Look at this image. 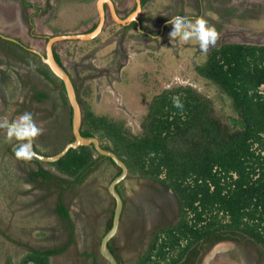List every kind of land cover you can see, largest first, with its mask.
<instances>
[{
	"label": "rangeland",
	"instance_id": "rangeland-1",
	"mask_svg": "<svg viewBox=\"0 0 264 264\" xmlns=\"http://www.w3.org/2000/svg\"><path fill=\"white\" fill-rule=\"evenodd\" d=\"M12 1L0 0V14L9 15L18 11ZM162 1L164 4L160 9H165L164 16H171L172 11H168L169 7L184 6L183 3L186 0ZM190 2L192 0L188 3ZM201 2L203 3H200V7L194 4L196 9L193 6L192 9L186 7L182 10L189 15H197L200 9L202 15L215 26L218 39L215 45L209 47L218 46L223 41H236L228 35H235V32H227L225 30L227 28L243 33L247 31L253 33L252 35L262 32L264 35V6L259 3L256 5L253 3L251 10L242 11L245 7H240L241 11L237 12L239 6L230 7L233 4L232 0L230 5H227L225 0H209L208 6H205V2L208 3L207 0ZM62 6L55 13V16L59 15L61 19L56 18L50 21V25L59 24L60 29L71 27L70 23V26H67L62 19L69 21L73 14V11L69 12L71 7L64 11ZM49 11L48 14L51 15L53 9ZM43 19L41 18L40 21ZM53 27L56 28L55 25ZM132 32L131 35L138 40L126 38L124 42L120 37L111 41L106 32L107 34L102 33L92 41L93 46L91 42L83 41L65 42L56 47L66 69L70 74H74L78 82L77 86L81 83L84 88L89 86L91 90L88 97L89 104L95 113L122 118L126 125L136 132L150 98L163 88L175 84H191L211 97L217 108L230 113L227 97L221 94L215 85L200 78L194 71V66L205 59V52L200 50L197 41L185 43L174 36L170 41L168 28L167 32L161 34L157 44L155 42V45H150L149 42L146 46L144 37L138 35L140 33L135 30ZM24 38L27 43L30 42L26 37ZM31 44L32 48H36L34 47L36 43L31 42ZM14 63L16 64H10L9 60L0 56V71L3 72L2 76L5 80L10 81V85L14 83L11 88L15 90L14 100L17 104L26 90L24 87L26 84L45 88L51 96L53 101L51 105L42 103L37 106L38 113L42 111L49 118L41 122L35 118L37 125L44 129L42 134L35 137V146L42 154H54L70 140L71 135L68 109L65 106L59 107L57 87L55 88L57 82L55 81L51 87L37 74L26 71V68L20 67L17 62ZM61 96L64 99V93ZM7 107V105L4 106L0 115H7L5 112L9 110ZM19 111L15 119L23 113V110ZM51 118H56V121L53 122ZM6 140L7 137H4V141ZM43 166L46 169L51 168L46 163H43ZM34 167L33 159L9 158L0 146V264H5L7 259H11L13 264H18L24 252L28 250L56 247L58 252L53 256L52 264H107L100 261L97 248L106 229V222L112 217L114 205L106 188L119 169L110 160L101 158L84 172L80 182L75 183L69 180L72 182L71 185L63 190L66 185L65 179L57 175L45 181L38 177H30L29 171ZM139 186L147 187L148 185L145 181L128 179L125 181L123 192L129 193V190ZM81 187H83V197L77 200L80 196L78 190ZM60 188H62V199L66 202L68 196L73 203L70 221L65 218L59 220L52 214ZM129 203L126 202L122 208L120 222L122 226L125 218L133 212L132 205ZM120 224L116 235L123 237ZM236 234L237 236L234 237L236 246L223 248L217 245L215 249L220 251H217L215 257H211L207 264H264L262 246L258 247L259 245H254L253 241L243 240L240 234ZM130 240L134 241L132 238ZM239 243L243 246V252H240L238 248ZM126 246L124 245L123 249ZM92 254L95 257L94 261L90 256ZM120 255L127 256L126 252Z\"/></svg>",
	"mask_w": 264,
	"mask_h": 264
},
{
	"label": "trees",
	"instance_id": "trees-1",
	"mask_svg": "<svg viewBox=\"0 0 264 264\" xmlns=\"http://www.w3.org/2000/svg\"><path fill=\"white\" fill-rule=\"evenodd\" d=\"M194 71L227 97L230 113L217 108L211 97L191 84H175L150 98L139 129L134 132L122 118L95 113L89 104V86L83 90L80 133L97 137L102 147L111 149L125 163L130 175L166 185L179 205L177 221L155 231L136 264H150L155 247V255L163 258L165 244L173 245L180 236L190 238L188 245L164 264H176L192 244L224 232L242 233L264 248V238L256 224L244 219L254 217L258 205L264 207V157L255 160L263 167L260 177L250 180L249 176L253 167L250 141L264 133V98L255 92L264 83V45L223 42L210 48ZM174 96H179L182 110L174 107ZM101 158L110 160L98 155L92 146H79L49 164L59 173L79 180ZM229 172H235L237 177L220 184L221 175ZM38 174L44 179L50 177L41 168ZM188 177L193 179L190 184L185 183ZM208 181L214 184L212 190ZM194 202L202 208L196 213L198 217L204 210L216 207L228 211L229 222L223 224L212 216L203 226L192 228L184 213L187 207L195 209ZM57 212L69 219L63 204L58 205ZM160 232L166 234V241L155 246ZM54 252L29 251L18 264H49L48 254ZM5 264L13 263L7 259Z\"/></svg>",
	"mask_w": 264,
	"mask_h": 264
},
{
	"label": "flooded vegetation",
	"instance_id": "flooded-vegetation-1",
	"mask_svg": "<svg viewBox=\"0 0 264 264\" xmlns=\"http://www.w3.org/2000/svg\"><path fill=\"white\" fill-rule=\"evenodd\" d=\"M109 1L113 5L115 13L119 19H124L125 17H127L133 10L136 9V5H137L136 2H134L133 7H131L130 9L128 8V11H126L125 9L124 11L121 12V10L119 9V5H118L119 3H116V0H41V2H39V0H13L12 2H14V4L16 5L15 7L18 11H16L13 14L10 13L9 15L0 14V24H2L0 25V56L5 57L7 60H9L10 64H16L14 62H17V64L20 67L24 66L26 68V71L28 72L30 71L31 73L37 74L44 80V82L49 83L51 87H52V84L56 81L57 84L55 85V88L57 87L56 91H57V96L59 97V102H60L59 107L65 106V108L68 109L69 121L71 117V113H70L71 109L67 101L66 94L63 89L62 83L58 78H56L52 74L48 66L44 62H42L40 58V55L45 56V51H46L45 43L49 36L63 34V33H72V32L73 33L74 32H87V31L92 30L96 26L97 21H98V4H100L103 10V13H104V18H105L104 26L102 30L95 37L89 40H84V41L91 42L92 44L91 46H93L92 41L95 40L100 34L106 33V32L108 33L109 39L111 41L114 40L115 38H120V37L123 38L124 42L126 41V38L127 40H138L136 37H133L131 35V33H133L132 31L135 30L138 33H140L138 35H141L144 37L143 40L146 43L145 44L146 46L149 45L148 44L149 42H150V45H155V42L157 44L159 40L152 39L153 34L157 33L161 36L163 32H167L168 28L170 27L172 15L176 14L177 12H185L182 9L184 8L186 9V7H188L189 9L190 8L192 9L195 7L196 9L197 4H198V7H200V3H203L201 2L202 0H192V2L190 3H188L190 0L189 1L186 0L183 3L184 6L180 5L179 7L177 6V8H175V6L169 7L170 9H168V11H172L171 16L169 15L164 16L165 14L164 12L165 9H164L163 10L164 14L163 12L159 11L153 16H148L147 17L148 23L144 25L142 23L144 19L143 12L145 11V8L147 7L149 0H140V9L135 16L136 21L132 20L124 24L117 22L111 16L110 8H109ZM208 1L209 0H207V2ZM232 1H233L232 2L233 4H231V0H227V2L225 0V3H227V5L231 4L230 7L239 6L237 8L238 9L237 12L241 11L240 7L242 8L245 7V9L242 11L251 10L252 9L251 7L254 4L256 5L257 3L264 6V0H232ZM248 2H251V4H248ZM195 3L196 5L194 6ZM240 3L241 4L246 3V5H241ZM208 4H210V2L208 3L205 2V6H208ZM62 5L64 6V11H67L71 7L69 12L73 11V14H71L69 21L66 19H62V21L64 20V23L65 22L67 23L66 24L67 26H70L71 24V27L60 29L61 27L59 24L52 23V25H50V21L52 19L54 21L56 18L60 17L59 15L58 17H56L55 13H57V11L60 10V7ZM258 6L259 5H257V7ZM50 9H53V13L51 14L52 16L48 14V12H50L49 11ZM201 15H202V11L199 9V14L190 15V16H192V18L194 19L196 16H201ZM41 18H44L43 21H40ZM54 25L56 28L53 27ZM109 27H110V30H109ZM225 30H227V32L229 31L235 32V35L234 34H228V35L230 36V38H234L236 40L243 39L242 41H246L249 43L264 41V35H262V32L256 35H252L253 33H250L247 31L243 33L239 31H234L232 29L228 30V28ZM24 37H26V39L29 40L30 42L27 43ZM31 42L36 43V46L34 47L38 49L32 48ZM65 42H69V41L55 42L51 46V51L55 59L56 57H58V60L56 59V61L62 64L63 68L65 69V71L69 74L70 78L72 79V82L76 90L77 100L82 105V108H83L82 100L84 98L83 97L84 85L81 83L80 86H77L78 82L75 80L74 74H70V72L66 69L62 61L61 54L56 50V47L58 44H62ZM71 42L78 43V42H83V41H71ZM235 43H240V42H235ZM212 47H215V46L209 47L208 50ZM31 49L37 50L39 54L34 53L33 51H31ZM9 66L11 67V65ZM2 75H3V72L0 71V113H1V110L3 111L5 105L8 106L7 108H9V110L5 111L7 114L6 116L0 115V122H3L4 120L12 121L13 119H15V115L18 114V112H20L19 110L21 111L23 110L22 112H25V111L32 112L34 120L35 118H37L40 122L45 121L49 118L45 115L44 112L41 111V113L39 112L40 113L39 114L37 111V106L39 104L46 103L48 105H51V102H53L47 89L37 88L36 86H34V84L33 85L26 84L24 85L26 90L24 91L23 96L21 97V100L17 104L14 100L16 97L14 93L15 90L11 88L14 86V83L10 85L9 84L10 81L9 82L6 81ZM80 81L81 80H79V82ZM62 93H64V96H65L64 99H62V96H61ZM51 119L53 120V122L56 121V118H51ZM69 126H70V131H71V124H69ZM50 128L53 129V127H50ZM6 133H7L6 128H0V146L1 148H3L4 154L15 156L14 149L20 143H23L24 141H18L15 138H12L11 140L7 138V140L4 141V137H7ZM71 138H72V134L70 135V139ZM35 139L36 138H34L33 140L34 150L38 153H41L38 151V149L35 146V143H36ZM36 160L37 159L34 157L33 161H34L35 167L32 168L31 171H29L31 173L30 177H33V178L38 177V178H41L42 181H45L46 179H49L50 177L55 178V176H52L50 174H49L50 177L46 179L40 176L38 174L40 168L43 171H47V170L43 166L41 161H36ZM27 162L28 161H26V163ZM128 179H132L135 181L137 180L145 181V183H147L148 186L147 187L139 186L132 190H129L130 189L129 187V189L128 188L127 189L129 190L130 194L123 192L125 181ZM116 190L121 196L122 208L124 204H126V202H130L129 204L132 205L131 206L132 211H133L132 214H130L129 216L125 218V223L123 224V226L120 224L121 233H122V236L125 242L131 241L130 240L131 238L132 240H134L136 236H140V242H141V245H143L146 240L149 241L152 239L153 234L158 228L173 225L179 218V205H178V202L175 196L173 195L172 191L160 181L153 180L147 177H142L139 175L128 174L124 180L116 184ZM60 203L65 205L62 199V188L59 189V196L57 197L56 202L53 205V211H52V214H54L59 220L63 218L57 212V207ZM70 220H71V217L69 214V219L67 221H70ZM120 222H121V218H120ZM110 225H111V219L108 220V222H106V226H105L106 229L104 233L109 229ZM232 234H235V233H232ZM238 234H240L241 236L244 235L242 233H238ZM214 236L216 235H213L211 237H214ZM246 237H249V236H246ZM117 238H118L117 235L115 237L113 236L108 241V246H109V250L115 256L116 260L120 264L121 255L119 251L122 248V246L116 245ZM57 249H58L57 247L56 248H40L39 250H36V251L46 252L50 250H55L56 252L48 254L49 264H52L53 256L58 252ZM29 251L30 250L26 252H29ZM31 251H34V250H31ZM90 256L93 258L92 261H94L95 259L94 255L92 254ZM99 257L101 259L100 261L105 262L101 258L100 255Z\"/></svg>",
	"mask_w": 264,
	"mask_h": 264
},
{
	"label": "water",
	"instance_id": "water-1",
	"mask_svg": "<svg viewBox=\"0 0 264 264\" xmlns=\"http://www.w3.org/2000/svg\"><path fill=\"white\" fill-rule=\"evenodd\" d=\"M136 2V9L133 10L127 17L124 19H119L115 13L113 5L109 1V8L110 14L114 20L117 22L124 24L126 22H130L132 20L136 21V14L140 9V0H135ZM105 23L104 13L103 10L98 4V21L96 26L87 32H72V33H63L57 34L53 36H49L46 43H45V56L40 55L42 62H44L52 74L58 78L63 86V89L66 94L67 101L70 105V124H71V134L72 138L65 143L59 151L51 155H44L38 153V157H35L37 160L41 162H51L55 161L61 156H63L68 149L70 148H77L79 146H92L98 155L103 157L109 158L113 164L119 169V173L111 179V181L107 185V192L114 200V207L112 211V218H111V225L109 229L102 235L98 245V254L101 258L107 262L108 264H119L116 260L115 256L111 253L108 246V241L116 234L118 231V227L120 224L121 212H122V199L119 195L118 191L116 190V184L120 181L124 180L128 175V169L125 163L109 148H104L100 145V141L95 136H84L80 133L81 125L83 121V108L82 105L77 100L75 86L70 78L69 74L65 71L62 64L57 62L53 56L51 51V46L58 41H84L89 40L95 37L103 28ZM228 42H240V43H249L246 41L236 40V41H228ZM249 44H257V45H264V41H258ZM220 45V44H219ZM218 45V46H219ZM36 54H39L37 50L31 49ZM34 148V147H33ZM36 152V151H35ZM249 239L254 240L253 238L249 237Z\"/></svg>",
	"mask_w": 264,
	"mask_h": 264
},
{
	"label": "clouds",
	"instance_id": "clouds-1",
	"mask_svg": "<svg viewBox=\"0 0 264 264\" xmlns=\"http://www.w3.org/2000/svg\"><path fill=\"white\" fill-rule=\"evenodd\" d=\"M169 33L170 41L173 36L185 43L192 40L197 41L200 50L205 53L210 45H215L218 39L217 30L208 19L203 15L196 16L193 19L187 12H177L171 16ZM152 39L160 40L161 37L159 34L154 33ZM172 99L174 107L182 110L183 103L179 96H174ZM0 128L7 129L6 135L9 140L15 138L18 141H24L14 149L17 158L31 160L38 157V153L33 148V140L42 134L44 129L37 125L32 112L25 111L18 119L12 121L4 120L0 122Z\"/></svg>",
	"mask_w": 264,
	"mask_h": 264
},
{
	"label": "crops",
	"instance_id": "crops-1",
	"mask_svg": "<svg viewBox=\"0 0 264 264\" xmlns=\"http://www.w3.org/2000/svg\"><path fill=\"white\" fill-rule=\"evenodd\" d=\"M134 2H135V0H116V3H119L118 5H119V9L121 10V12L124 11L125 9H126V11H128V8L130 9L131 7H133ZM163 4L164 3L162 0H149L148 5L145 8V11L143 12V14H144L143 18L144 19H143L142 23L144 25L148 23V19H147L148 16H153L154 14H156L159 11L163 12V9H160V7H162ZM163 14H164V12H163ZM109 29H110V27H109ZM7 156L9 158H12V159H14V157H15V156H10V155H7ZM43 163L44 162H42V164ZM46 164H49V162H46ZM46 170H47L46 172L52 176L57 175V176L65 179L66 185H65V189L63 188V190H66V187L69 188L68 186H70L72 182H75V183L80 182V180L83 177V176H81V178H79V180H74L71 177H67V176L59 173L52 166L50 169H46ZM69 180H71L72 182H69ZM78 194L80 196H79V198H77V200L81 199L83 197V187H81V189L78 190ZM66 199H67L66 202L63 200L65 203L64 206L67 209L68 213L70 214V210L73 209V207H72L73 203H72V200L68 199V196L66 197ZM115 236H116V234L114 235V237ZM236 236H237L236 233L232 234L230 232H226V233H222V234L216 235L214 237H211L208 240H206V239L200 240V241L192 244L176 264H207V263H209L210 258L215 257L214 255L217 253V251L218 252L220 251V250L216 251L215 248L217 247V245L223 246V248L224 247H226V248L230 247L231 248V247L236 246L235 242H234V237H236ZM242 237H243L242 238L243 240L249 239V237H246L245 235H242ZM114 240H115V238H114ZM249 240L253 241L254 245H256V246L259 245L258 247L261 246L257 241L252 240V239H249ZM150 241L151 240H149V241L146 240L144 242V244L141 245L140 236H136L134 238L133 242H131V241L125 242L123 237L118 236L116 245L122 246V248L120 249L119 252L120 253L126 252V254H127V256L126 255L121 256L120 264H121V262H122V264H125L126 262H129V261L130 262L128 264H136L137 262H139L143 256V254L145 253ZM240 243H241V241H240ZM240 243H239L238 248L240 249V252H243V248H242L243 246ZM124 245H127V246L123 249Z\"/></svg>",
	"mask_w": 264,
	"mask_h": 264
},
{
	"label": "built area",
	"instance_id": "built-area-1",
	"mask_svg": "<svg viewBox=\"0 0 264 264\" xmlns=\"http://www.w3.org/2000/svg\"><path fill=\"white\" fill-rule=\"evenodd\" d=\"M256 94L259 95L261 98H264V83H261L257 86L255 90ZM249 150L252 152V171H250L249 176L250 180H256L260 177V171L263 170V167L260 166L258 163H256L257 158H263L264 157V133L260 134V138L257 140H251L250 141V147ZM255 161V162H254ZM237 177L235 172H229L226 175H221L220 178V184L228 183L233 181ZM264 180V176L262 177ZM192 177H188L185 180V183H192ZM209 189L212 190L214 188V184L208 181ZM233 186V183H232ZM226 191V188H225ZM193 208H185V220L189 226L192 228H199L203 226L212 216H216L217 220L221 223H227L229 222L230 214L228 211H224L222 209H218L216 207H212L210 210L206 209L201 214L200 217L197 216V212H201L202 208L198 202H194ZM261 212V216H260ZM260 216V218L258 217ZM245 220H248V222H251L253 224H256L258 232L261 234V236L264 238V207L261 205L257 206V212L255 213V216L251 219L244 218ZM189 237H183L180 236L177 238L176 242L173 245H167L163 247V251L165 253L164 257L159 259L155 255L156 247L152 251L150 255V264H164L166 261L170 259L173 255L176 254V252L179 249L185 248L188 245ZM163 241H166V234L164 232H160L157 234L155 239V246H159L163 243Z\"/></svg>",
	"mask_w": 264,
	"mask_h": 264
}]
</instances>
